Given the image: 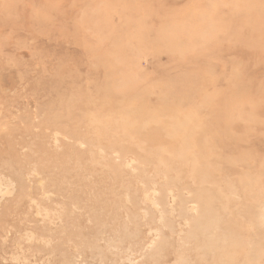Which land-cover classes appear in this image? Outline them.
<instances>
[{"label":"rangeland","instance_id":"rangeland-1","mask_svg":"<svg viewBox=\"0 0 264 264\" xmlns=\"http://www.w3.org/2000/svg\"><path fill=\"white\" fill-rule=\"evenodd\" d=\"M0 264H264V0H0Z\"/></svg>","mask_w":264,"mask_h":264},{"label":"bare ground","instance_id":"bare-ground-1","mask_svg":"<svg viewBox=\"0 0 264 264\" xmlns=\"http://www.w3.org/2000/svg\"><path fill=\"white\" fill-rule=\"evenodd\" d=\"M13 262H14V260H13Z\"/></svg>","mask_w":264,"mask_h":264}]
</instances>
